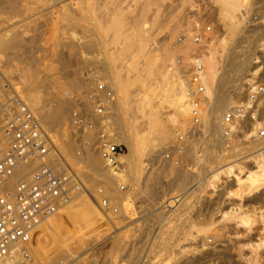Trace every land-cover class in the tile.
I'll use <instances>...</instances> for the list:
<instances>
[{
  "label": "rangeland",
  "instance_id": "obj_1",
  "mask_svg": "<svg viewBox=\"0 0 264 264\" xmlns=\"http://www.w3.org/2000/svg\"><path fill=\"white\" fill-rule=\"evenodd\" d=\"M76 1L78 2L80 0H15V5L18 4L19 8L17 11L14 9L16 7H11V9H8V7H4L2 4L0 6L2 9H4V12H2L3 10L1 11L0 8V34L10 33L11 29L17 30V28V31H19V29L22 31L20 40L25 37V39L22 41L24 42L26 40L24 42L26 46L22 44L20 48L22 49L20 57L24 61H31V63L37 59L34 61L33 65L36 63L34 66H38L39 71L41 72H39L40 77L39 75L37 77L39 83L43 82V80L40 81L41 79H46V72L49 71L48 74H51L52 71L53 73L56 71V73H54L56 75L52 74V76L59 78L57 80L62 81L69 92L72 91L69 94L70 97L75 95L71 98V101L69 100L68 102L66 107L67 111L64 115L65 118L61 121L63 123L60 122L59 125L53 126L50 130V133L52 134L54 132L53 134L55 136H59V134L63 131H67L66 137H68L70 140L72 139L74 146H77L78 139L68 129L70 122V112L75 106L73 105L74 103L76 104L77 102L85 101L87 93L91 91L95 85L93 83V77L90 76L91 73L96 75L97 78H95V80H107V78L101 74L102 65L105 61L104 56H107L106 61L108 60L112 62L114 70L124 75V77L127 78L126 80H128L127 100L125 103L130 110H127L128 115L134 111V97L137 96V93L139 95L141 92L140 90L143 87V84H141V78H143L141 76L143 75V71L141 69L142 62L146 61L148 58L152 59L154 57L153 55L162 54L168 50L167 53L170 52L171 56L174 58L175 65H177L176 63H179V61L182 59L185 61L186 72L184 75L189 79V70L194 65L195 60L199 57V52L194 51L197 47L194 43H191L192 45L189 44L186 47H180L179 45L185 44V42L182 43L184 37H191L194 31L204 29L206 26H210L211 29L205 34L208 39L205 41L207 44L205 42L204 44L207 46L211 45L210 48L217 56L216 57L211 50L212 54L215 56L214 58L216 59V62L218 63H216V66H218V73H222L220 74V77L223 75V77H226L227 75L228 77L222 78L229 81L231 78V81L228 82L229 87L226 88V90L228 92L230 91V94L234 96L233 102L227 106H221L222 112L227 110L229 107H232L233 104L239 102L241 97H243V94H241L243 92L242 89L244 86H246L247 80L249 78L251 79L250 82H253L254 80L264 81L260 78V71L262 67H264V46L260 45L262 39L259 40V38L262 37L264 40V28L261 24V14L257 12L259 0H254L252 7L249 9L240 11V32H238V35L234 37V40H228V46L225 48L222 47L221 40L223 37H225V39L228 37L225 35L227 32V24L223 21L221 15L219 14L216 0H184V2H181L180 0H174L176 3L173 2L172 4L175 3V5L179 7L168 11H165L163 7L158 5L156 2L152 1L151 4L150 1L149 4L151 5L148 4V9L145 10L146 14L143 13L144 19L146 17L145 20H148V17H150L149 21H153V18H156V21L165 20V25L164 23H160V25L158 22H153L152 24L142 23L143 25H141L144 26L142 29L143 34L141 33L142 36L138 37L137 39V43H139L137 44V47H139L141 50L140 52L136 51L137 53L134 52L135 49L138 50L136 45L132 46V50L134 48V51L130 50L129 52L122 53V43L120 46H118V43L121 41L114 42L109 40L110 42H108L107 38H111V36L114 34V32L111 31L112 29L110 30L108 28L110 20L114 17V14L110 10L109 6V3L113 2V0H109V3L108 0H94V3L93 0H82L85 2L81 3L80 1L78 5ZM95 1L96 3L99 2L98 4H100L102 10L100 6L98 8V4H95ZM127 1L128 3H132V1L136 2L137 6L141 5L139 4L140 1H143L144 4L148 3L147 0H120V2L124 4H126ZM164 1L165 2L161 1L162 5L168 3V0ZM68 3H70L71 6L69 5L67 8ZM80 4H82V8H80ZM93 4L96 5L95 9ZM156 4L157 6L155 7ZM89 5L93 7L90 8ZM149 6L150 8H153V11L152 8L149 10ZM61 7H64L63 9L65 10H63ZM78 7L83 11L86 9L83 15L88 8L86 14L87 17L86 15H84V17L80 16V14L82 15V11L80 9L78 10ZM92 10L94 12L93 14ZM108 10H110L109 13ZM11 12L13 13L11 14ZM65 13L67 14L68 18L65 17ZM100 13H102V15H100ZM138 13L140 14L138 7L130 8V11L123 13L122 18H125L126 15L127 17L123 19V21L125 20L124 23L126 25L124 24L121 29H119V33L125 32L124 34L122 33V37L124 36L126 39L129 38L126 36L127 34L129 35V33H131V23H134L135 20L138 19ZM254 14L258 16L257 21H254L252 17ZM128 16L129 21L127 20ZM156 16L164 17L160 18ZM98 17L101 18V22ZM135 17H137V19ZM60 18H65L66 20L63 19L62 23ZM76 19H78V21ZM90 21L92 23H90ZM93 22H95L94 25ZM69 24L74 25L70 26ZM78 24H80V26ZM23 25H27V27H23ZM95 25H100L102 27L101 29L105 30V34L107 35H104L102 38H98V36L95 35L97 38L95 36L93 38V34L95 33L92 34L93 31L90 29H92V27ZM171 25H174L172 29ZM65 27L67 31L65 30ZM85 29L88 31L85 32ZM69 30L70 32H68ZM82 31H84V33ZM89 34H92V36ZM87 38L94 39V41L93 39L92 41L95 42V47L94 43L91 45V40L87 41L89 40ZM95 38L96 40L98 39V41H95ZM32 39H34V42ZM30 40L33 43H30ZM81 40L82 42H80ZM65 41L67 42L64 43ZM99 41L100 43H98ZM26 42H29L30 44ZM89 44L90 46H88ZM101 46L103 49H101ZM192 47L194 49H192ZM115 49H117L116 52ZM109 50L111 52H109ZM172 52H174V54ZM63 53L66 56L63 55ZM112 53L115 55V57L113 60H110L108 54ZM132 54L134 57H131ZM135 54L138 55L136 56ZM143 54L144 56H142ZM29 55H32L31 58ZM61 56H63L62 60H66V58H68V74L67 71L66 73H64L65 71H61ZM18 61L20 60H14L13 62L18 63ZM1 63L2 62H0V70L4 71L5 68L2 65L3 63ZM52 63H57L56 67H54ZM237 64L239 66H237ZM175 65L169 64L168 69H171L173 66L175 67ZM48 67L54 68L56 70L53 69L50 71ZM256 68L259 69L258 73L256 74L257 76L252 75V72ZM64 75L66 76V80H64ZM15 78L17 79L16 76H12L11 80L13 79L12 81L16 83L17 86H19ZM70 83H72L75 87L73 85L70 86ZM237 83H239L238 89H235V86H231L232 84L236 85ZM226 85L227 84H224L222 91L223 89L225 90ZM239 89L240 93L237 95L235 91ZM222 91L220 90V96H222ZM11 95H14V93H10V96ZM132 98L133 101L129 102L128 100H131ZM202 108H205V104L202 106ZM219 112L220 109L218 110V113ZM160 113V118L163 122H174L175 114H173V111L169 109L167 104H162ZM36 116L38 117L37 114ZM137 120L141 121V119ZM191 123L192 122L185 123V125L181 123L178 125V131H175V133L172 132L173 135L171 134L169 139L158 140L154 138L161 133V130L158 127L146 129L147 127L144 125L139 126L138 128H141V132L144 133L141 139L142 142L138 144L139 146L135 148L133 153L134 166L130 167L129 164L127 165L125 163L127 167V174L123 180L126 182V188L120 190L116 181L115 191L117 192V195H112L113 197L111 199V204L116 207L118 206L117 212L107 211V214H103L99 210L98 203L100 196L98 197L97 194V187L100 186L99 183L96 182L93 184V190L83 186L81 183L82 189L79 192L77 191L72 193L73 201L74 203H79L78 201H80V199L78 198V200H76L77 197H79V194H86V197L90 200L92 207L95 208L100 215V224L102 223V225H97L95 229L100 233L98 232V236L95 235L96 238L92 236L90 238L87 237L88 239H84L83 243H80L82 245L84 244L83 247L80 246L81 249L75 246L77 242L75 243V239L72 237H68L63 240L60 239V242L66 241L63 243L68 244L66 245V248H70L69 250L71 253L69 254L68 252L65 254L66 251L62 246L63 248H61L62 251H60V256L59 254L58 256L56 255L57 257L50 254V257L53 256L54 259H52L53 257L51 259H46V256L43 257L44 254L41 252L42 247L45 246L43 239L35 241V243L29 242L28 244L30 245L33 243L31 246H29V251L30 253L32 252V256L35 254L33 259L37 261L36 263L43 264L44 262L55 261L61 258H69L79 255L80 258L84 257L82 258L84 260H86V258L89 259V257L93 258L95 256V258L98 260L97 262L100 261V263H102L103 261L107 260L106 262L108 264H245V258L250 256V254L252 255L254 252L253 254L256 258L255 264H264V221L261 219L264 218V187L261 188L264 185H261V189H258L257 192H246L244 199L240 200L238 197V190L230 183V177H226L225 175L221 177L223 185H218V183H210V179L208 181H203L204 179L199 181H203L202 184L198 182V180L204 176L207 177L210 175L212 169L214 170V168L226 163H241L240 161H243L244 163L240 165L243 167V173L246 172L250 163V161H248L250 156H245L247 153L254 150V148L251 146V149H245L239 151L238 155H232L231 152H233V147L231 146L230 142L226 140V138H222L221 141L219 140V136L217 134H211V132H208L207 134L199 129L198 134L194 135L192 138L186 139L189 143L187 147L185 144V150L183 149L180 153H173L171 160L166 159L164 155L167 149L170 147V144L177 140L179 134L187 133L188 127ZM139 129H136V131H139ZM238 130V127H236V136L232 138V141L234 142H237L236 140H240L239 144L236 146V150L239 149V147H244L245 145L251 144V142H249L251 140L245 139ZM245 141H248V143ZM152 142L156 143L154 148H152ZM119 144L123 146L124 151L126 152L127 150L124 143L119 142ZM94 150L96 149L94 148ZM35 166L36 165H33L30 170ZM59 166L62 170L65 168L74 169L75 167L74 165V167L70 168L65 164H60ZM16 179V181L12 180V182L16 183L21 178L18 179L17 177ZM155 181L156 184L154 186H156V188L153 186V190L155 191L150 194L146 189L147 185H150V183L152 184V182ZM15 183H13L12 186H14ZM252 194H256L255 197ZM174 197L178 200L175 207L165 212L158 210L159 206L163 202L172 200ZM75 206L77 205H73L72 207ZM242 217L249 219V223H243L241 221ZM114 232L117 233L115 234ZM117 235H120V237L122 236V238L117 237ZM112 236L116 237L114 238ZM37 242H41V244H38ZM255 243L258 245V247ZM149 244L151 245L149 246ZM33 245L36 247H32ZM189 245H191L192 248L189 250H184L183 247H187ZM88 246L92 247L89 248ZM39 247L40 251H38L39 249H36Z\"/></svg>",
  "mask_w": 264,
  "mask_h": 264
},
{
  "label": "bare ground",
  "instance_id": "obj_2",
  "mask_svg": "<svg viewBox=\"0 0 264 264\" xmlns=\"http://www.w3.org/2000/svg\"><path fill=\"white\" fill-rule=\"evenodd\" d=\"M80 1H81V3L85 2L82 0H80ZM80 1H78V2L76 1L77 5H78V3H80ZM96 1H102V0H96ZM96 1H95V4H98L99 2L96 3ZM147 1H148V3L146 2L147 4H144L143 1H140L139 4H141V5L137 6V3L133 2V1H132V3H128V1H127V3L125 2L126 4H124V3L120 2V0L119 1L113 0V2H110V3L108 0L110 10L114 14V17L110 20V24H109L108 28L110 30L112 29L111 31H113L114 34H113V36H111V38H107V39H108V42H110L109 40L114 41V42L115 41H121L120 43H118L119 44L118 46H120L122 43V46H121V52L122 53L129 52L130 50H132V46H134V45H136V47H137V44H139V43H137V39H138V37H141L143 34L142 29L144 26H142V25L144 23L145 24L146 23L152 24L153 22H158V24H160V23L165 22V20L156 21V18H153V21L150 20L151 21L150 22L149 21L150 17H148V20H145L146 17L144 19L143 13H145V10L148 9V4L150 3V1H151V4L153 1V2H156L158 5H161V7H163V9L165 11L166 10L167 11L172 10V9L174 10L175 8L179 7V6L175 5L176 2L174 0H168V3L166 2L167 4H164V5H162V3H161V1L165 2L164 0H147ZM180 1L184 2V0L183 1L180 0ZM216 1H217L218 9H219V14L221 15V18L223 19V21L226 22V24H227V26H226L227 32L225 35H227L228 37H227V39H225V37H223V39L221 40V42H222L221 45L223 48H225L228 46V40H234V37H236V35H238V32H240L239 31L240 30L239 24L241 22L240 11L241 10L245 11V9L247 10L250 7H252L254 0H216ZM58 2H60V1H58ZM173 2H175V3L172 4ZM17 3H19V2H17ZM93 3H94V0H93ZM105 3H107V2H105ZM180 3H177V4H180ZM1 4L4 7H8V9L9 8L11 9V7H13V8L16 7V8H14V9H16L15 11H17V9H19L18 4L15 5V0H0V6H1ZM151 4H149V5H151ZM157 4L155 5V7L157 6ZM69 5H70V3H68L67 8L69 7ZM81 5L82 4H80V6ZM83 5H86V4H83ZM102 5H103V3H102ZM62 6H64V5H62ZM95 6L96 5H94V9H95ZM99 6H100V4H98V8H99ZM50 7H52V6H50ZM54 7H56V6H54ZM92 7L90 6V8H92ZM137 7L139 9L140 14L138 13L139 14L138 19H137V17H135L137 20H135L134 23L129 22L132 24L130 26L131 33H129V35L127 34V36L126 35L125 36L129 37L130 39L129 38L126 39L124 36L123 37L121 36L123 32L119 33V29H121V27L125 24L124 23L125 20L123 21V19H125L127 17V15H126L125 18H122L123 13L126 11H130V8H137ZM61 8L63 9L64 7H61ZM70 8H72V7H70ZM80 8H82V6ZM80 8L78 7V10ZM100 8L102 10L101 6H100ZM104 8H106V7H104ZM151 8L149 6V10ZM257 8H258L257 12H259L261 14L260 15L262 17L261 24L264 28V4L257 6ZM63 10H65V9H63ZM110 10H108V13L110 12ZM1 11L4 12V9L1 8ZM10 11H12V10H10ZM73 11H74V9H73ZM81 11H82V15L80 14V16L84 17V15L87 14L88 8H87V11L85 12L84 15H83L84 11L83 10H81ZM135 11H136V9H135ZM152 11H153V8H152ZM154 11H155V9H154ZM6 13H5V15H6ZM12 13L13 12H11V14ZM66 13L64 14V15H66L65 17H67ZM93 13L94 12L92 10V14ZM100 15H102V13H100ZM133 15H131V16H133ZM86 17H87V15H86ZM100 17H98V18L100 19V22H101ZM111 17H112V14H111ZM156 17H160V16H156ZM162 17H164V16H162ZM162 17H160V18H162ZM60 19L62 22V20L65 18H63V19L60 18ZM128 19H129V16H128L127 20ZM76 20L78 21V19H76ZM71 21H73V20H71ZM128 21H127V23H128ZM133 21H134V19H133ZM186 21H187V19H186ZM90 23H92V22L90 21ZM94 23L95 22H93V25H94ZM176 23H177V21H176ZM22 24H24V23H22ZM105 24H103V25H105ZM67 25H68V23H67ZM73 25H70V26H73ZM78 25L80 26V24H78ZM164 25H165V23H164ZM164 25H162V26H164ZM176 25H178V24H176ZM24 26L27 27V25H23V27ZM173 26L171 25V29ZM157 27H158V25H157ZM70 28H67V29H70ZM90 28H91V26H90ZM101 28L102 27L100 25H95L92 27V29H90L93 31L92 34L95 33V34H93V38L95 35L98 36V38H102V37H104V35H107V34H105V30H102ZM125 28H123V29L126 30ZM17 30H18V28H17ZM17 30L11 29L10 33L0 34V62L3 63V64L2 63L1 64L5 68L4 71L0 70V75H1L0 79H1L2 85L4 87L3 88V95L4 96H10V93H14V96L18 100H22L33 113L35 112L38 115V119L40 120L42 127L48 136L50 149L52 148L46 156L47 162L52 167H57L60 164H62V165L65 164L71 168V167H74V165H75L74 169L73 168H71V169H73L72 171H74V173L78 176L79 183L80 184L82 183L83 186H86L87 188H89L91 190H93V184L94 183H96V182L99 183L100 187L103 190L102 195L109 202V208L107 209V211L111 212L110 210L113 208V206L111 204V202H112L111 199L113 197L112 195L113 194L117 195L116 194L117 192L115 191L116 179L111 175L109 170L104 165V162L101 159L98 151L94 150V148H93L94 134L92 132H89L87 135H83V139L78 140L77 146L76 145L74 146L72 139L70 140V139H68V137H66L67 131H63L60 134L58 133L59 136H57V135L55 136L53 134L54 132L52 134L50 133L51 128L53 126L59 125L60 122L65 118L64 115H65V112L67 111L66 107L68 105V102H69V100L71 101V98L75 95L70 97L69 94L72 91L69 92V90L66 89L67 87H65V84H63L62 81L57 80L59 78L52 76V74L56 73V71H54V73L52 71L54 68L48 67L49 70L52 71V73L48 74L49 71L46 72V75H47L45 77L46 79L45 80L41 79L40 81L43 80V82L39 83L37 77H38L40 71H39L38 66L37 67L34 66L36 63L33 65L34 61L37 59H35L33 61V63H31V61L30 62H27V60L24 61L20 57V54L22 52V49H20V48H21L22 44H24L26 46V44L24 43L26 40L24 42L22 41L23 39H25V37H23V39L21 37L22 40H20V36H21L22 31H20V29H19V31H17ZM65 30H66V27H65ZM70 30H72V29H70ZM70 30L68 32H70ZM128 30H129V28H128ZM201 30L203 31L204 29H201ZM23 31H24V29H23ZM86 31H88V30L85 29V32ZM4 32H6V31H4ZM82 32L84 33V31H82ZM73 33H74V31H73ZM92 34H89V35L92 36ZM71 35H73V34H71ZM168 36H169V34H168ZM33 38H35V37H33ZM93 38H87L89 40H87V39L86 40L92 41ZM96 38H95V41H98V39L96 40ZM73 39H74V37H73ZM207 39L206 40L203 39V41L205 42V41H207ZM260 39H262V41L260 42V45L264 46L263 38L261 37V38H259V40ZM33 40L34 39H32V41ZM32 41L30 40V43ZM93 41H94V39H93ZM93 41H92L91 45H93V43H94V47H95V42H93ZM58 42H56V43H58ZM66 42L67 41H65L64 43H66ZM80 42H82V40ZM184 42H185V44H181L179 46L180 47H186L189 44L192 45L191 43H194L197 46V47L195 46L196 48L194 50L196 52H199L198 53L199 57L196 59V62L200 63L202 66L201 82H202L204 89H205V91L203 93V97H202V106H204V104H205V108L203 109L201 106V108H202L200 111L201 122L198 125V128L207 134H208V132H211V134H217L219 136V140H221L222 138H224L222 135V129L223 128L221 125L222 113L224 111L222 112L221 106L229 105L230 103L233 102V98H234V96H232V94H230V91L228 92L226 90V88L229 87L228 82L231 81V78L229 81V80L223 79V78L228 77L227 75H226V77H223L224 75L220 77V74H222V73H220V72L218 73V68H217L218 66H216L217 62H216V59L214 58L216 56V54L210 48V46H211L210 44H209L210 46H207L203 42L201 45H198L192 40V36L185 38L182 43H184ZM26 43L30 44L29 42H26ZM64 43H63V45H64ZM83 43H85V42H83ZM98 43H100V41ZM28 44H27V46H28ZM88 46H90V44ZM67 47H66V49H67ZM98 47H100V46H98ZM42 48H44V47H42ZM137 48H138V50L135 49V51H134V48H133L132 51L140 52L141 49L139 47H137ZM101 49H103V47ZM186 49H188V48H186ZM192 49H194V48L192 47ZM211 50L213 51L215 56L212 54ZM68 51H69V49H68ZM116 51H117V49H115V52ZM167 51L168 50H166V52L165 53L163 52L162 54H156L155 53L156 55H153L154 57L152 56L153 57L152 59L148 58V59H146V61L142 62V66H141L142 68L140 67L143 71V75H141L143 77V78H141V80H142L141 84H143L142 86L144 88L141 86L142 87V89L140 90L141 92L139 93V95L137 93V96L134 97V104H133L134 105V111L131 110L132 112L130 115H128V113H127V110H129V109H128V106H126V104H125L126 100H127V85H128V80H126L127 78L124 77V75L118 73V71L114 70V68H113L114 66H113L112 62H110L108 60L106 61L107 56H104L105 57L104 62L102 61L104 59L101 60L103 62V65L101 64L102 65V73L101 74H103L104 77L107 78V80L105 81L106 85L108 87H110L114 93V101L112 103L111 113L109 115V122H110L109 131L111 133V140L114 142H117V143H119V142L124 143L127 151L122 154L121 159L127 165L129 164L130 167L134 166L133 153L135 151V148H137L139 146L138 144L140 142H142L141 139H142V136L144 133V132L143 133L141 132V130H140L141 128L140 129L138 128L139 126L144 125L147 127V128L145 127L146 129L158 127L161 130V133L154 138L157 140L158 139H169L172 132L175 133V131H178V129H179L178 125H180L181 123H183V125H185V123H189L192 121L193 92H192V86L189 83V79L184 75V73L186 72V67H185L186 63L182 59L181 61H179V63L177 61H175V62H177L176 63L177 65H175L174 64V58L171 56L170 52L167 53ZM73 52H70V53H73ZM109 52H111V51L109 50ZM134 52H131V53H134ZM100 53H101V51H100ZM172 53L174 54V52H172ZM63 55H65V54L63 53ZM31 56H30V58H31ZM132 56L134 57L133 54L131 55V57ZM142 56H144V54ZM3 57H4V59H3ZM67 57H69V56H67ZM108 57L110 58V60H113L115 55L113 53L108 54ZM62 58H63V56H61V63H60L61 64V66H60L61 71H63V72L65 71L64 73H66V71L69 69L68 68L69 62L67 61L68 58H66V60L65 59L62 60ZM14 60H20V61H18V63L17 62L14 63L13 62ZM32 60H33V57H32ZM62 61H63V64H62ZM140 63H141V61H140ZM40 64H41V62H40ZM169 64L175 65V67L173 66L171 69H168ZM52 65H54V67H56L57 63L56 64L52 63ZM52 65H50V66H52ZM84 66H85V64H84ZM233 66H234V64H233ZM237 66H239V65L237 64ZM136 67H137V65H136ZM43 68H44V66H43ZM48 68H46V69H48ZM140 68H138V69H140ZM54 70H56V69H54ZM258 70L259 69L256 68L252 72L253 73L252 75H256L258 73ZM68 71H67V74H68ZM260 73H261L260 78L262 80H264V67H262ZM54 75H56V74H54ZM12 76L17 77V79L16 78L15 79L17 80V83L19 84V86H17V84L12 81L13 79L11 80ZM90 76L93 77L92 78L94 81L93 83L95 84V81H97V80H95V78H97L96 75L94 73H91ZM39 77H40V75H39ZM64 80H66V76H65ZM250 80L251 79L249 78L247 80V82H250ZM224 84H227V85L225 86V90L223 89V91H222V88H224ZM72 85L73 84L70 83V86H72ZM231 86H235V89H238L239 83H237L236 85L232 84ZM138 89H140V88H138ZM220 90L222 91V96L219 95ZM75 91H77V90H75ZM239 91H240V89L235 91L237 95H238V93H240ZM138 92H139V90H138ZM20 94H21V96H20ZM128 101L129 102L133 101V98L131 100H128ZM48 103H50V104H48ZM82 103L84 104V106L90 107L91 102L89 101L88 97H86L85 101H83ZM163 103L167 104L169 109L173 111V114H175V119H174L173 123H169L166 121L163 122L162 119L160 118V116H161L160 110H161ZM69 104H71V103H69ZM128 104H130V103H128ZM73 105H75V103ZM233 105H235V104H233ZM219 109H220V112L218 113ZM137 119H141V121H138ZM61 123H63V122H61ZM175 125H177V126H175ZM248 125L254 131L258 126V122H250V123H248ZM144 126H142V127H144ZM136 129H139V131H136ZM60 130H62V129H60ZM56 133H57V131H56ZM68 133H70V132H68ZM149 135H150V133H149ZM232 140L233 139H229V141H228V142H230L231 146L233 147V152H231L232 155H238L239 151H242L245 149H251L250 148L251 146L254 148V150L247 153V155L245 156V157L250 156L249 157L250 159L248 160V161H250V163L248 165V169L246 170V172L243 173V169H242L243 167L240 165V164L244 163L243 161H240L241 163H226L224 165H220V166L214 168V170L212 169L210 175H208L207 177L204 176L203 178L199 179L198 182L203 180V179H204L203 181H205V180L208 181L210 179V181H209L210 183H218V185L219 184L223 185L222 184L223 181L221 180L222 179L221 177L223 175H225L226 177H230V181H231L230 183L238 190L239 199L243 200L246 192H249V191L257 192L258 189H261L264 187V186L261 187V185H264V138L263 139H256V138L252 139L251 141H249V142H251L250 145H245L244 147H239V149H237V150H236V146L239 144L240 140H236L237 142H234ZM245 142L248 143V141H245ZM188 143L189 142L186 140L185 141L186 147L188 146ZM155 146H156V143L152 142V148H154ZM186 147L184 146V150ZM218 158H220V157H218ZM198 159H197V161H198ZM37 164H38L37 162H31V163L20 164L18 167H16L14 174L3 185L0 186V193H2L3 191H5L7 189H12V187H13L12 185H13V183H15V182H12V180L16 181L17 177H18V179L24 178L30 172V168L33 165H37ZM202 182H199V183L202 184ZM155 184H156V181L152 182V184L150 183V185H147L146 189L150 194H152L153 191H155V190H153V186ZM82 185H81V189H82ZM154 187L156 188V186H154ZM80 194H79V197H77V199H76V200H78V198L80 199V201H78L79 203H74L73 196L71 193V200L66 202L65 204H63L56 213L45 218L40 224H38L35 227L34 231L32 232L30 240L28 241V243L29 242L35 243V241H39L40 239H43L44 242L43 241L42 242L45 244V246H43V247L41 246L42 247L41 252H43L42 254H44L43 257L46 256L45 257L46 259H51L53 257V256L50 257V254L54 255V256H56V255L58 256V254H59V256H60V251H62L61 248H63V247H64L63 249H65V251H66L65 254H67L68 252H69V254L71 253V251L69 250L70 248H66V245H68V244H64L66 241L65 242L63 241L64 242L63 243V242H60V239L63 240L65 238L72 237L75 239V243L76 242L79 243V244L76 243L79 246H77L76 244H75V246L80 248V246L83 247V245H84V244L83 245L80 244V243H83L84 239H88L92 236H94L96 238V236H98L99 231H97L95 229H96L97 225H100V226L102 225V223L100 224V221H101L100 215L98 214V211H96V209L92 207L90 200L86 197V194L85 193H80ZM255 195H253V196L255 197ZM98 197H99V194H98ZM73 205H77V206L72 207ZM98 206H99V203H98ZM117 208H118V206H117ZM99 210L103 214H107V211L104 212L100 207H99ZM226 213H229V212H226ZM261 219H262V221H264V218H261ZM241 221L245 224L249 223L248 222L249 219H245L244 217L241 218ZM100 226H98V227H100ZM105 237H106V235H105ZM112 237H114V236H112ZM117 237H120V235H117ZM120 238H122V236ZM28 243H27V248L30 250L29 246H31L33 243L31 245ZM37 243L41 244V242H37ZM34 245H37V244H34ZM34 245L32 247H34ZM150 245L151 244H149V246ZM256 246L258 247L257 244H256ZM91 247H89V248H91ZM183 248H184V250H189L192 247H191V245H189V246L183 247ZM36 249H39L38 251H40V247L36 248ZM253 253H252V255L250 254V256H247L245 258L246 259L245 264H255L256 258H255ZM34 256H35V254H33L32 258H34ZM73 257L83 261L85 264H108L106 262L107 260L103 261L102 263H100V261L97 262L98 260L95 258V256L94 257L92 256L93 258L89 257V259L86 258V260L82 259L84 257L80 258L79 255H76ZM52 259H54V257ZM34 262L36 264L37 261L34 260Z\"/></svg>",
  "mask_w": 264,
  "mask_h": 264
},
{
  "label": "built area",
  "instance_id": "obj_3",
  "mask_svg": "<svg viewBox=\"0 0 264 264\" xmlns=\"http://www.w3.org/2000/svg\"><path fill=\"white\" fill-rule=\"evenodd\" d=\"M262 4L264 0H259L258 6ZM252 17L257 21L256 14ZM210 29V26H206L203 31H194L192 40L201 45L203 39H207L205 33ZM201 72L202 66L195 60L188 73L193 92L192 123L187 133L179 134L177 140L170 144L164 155L166 159L171 160L173 153H180L184 149L186 138L198 134L205 91ZM3 88L0 79V186L14 174L20 164H38L27 176L18 180L12 189L0 193V264H35L27 248L32 232L45 218L70 201L71 193L79 191L81 184L71 169L62 170L60 166L52 167L47 162L50 144L40 120L22 100H18L14 95L4 96ZM242 91L243 97L239 102L222 114V135L229 141L236 136L235 128L238 127L245 139H263L264 81L247 82ZM87 97L91 102V110L82 102H77L70 112L68 127L78 140L83 139V135L89 132L94 134L93 148L98 151L120 190H123L126 188L123 178L127 174V167L121 157L125 151L121 144L111 140L109 131V115L114 93L105 81L97 80ZM250 122H258L254 131L248 125ZM97 193L100 196L99 207L106 212L109 202L102 195L100 186L97 187ZM177 202L174 197L163 202L158 210L168 211L175 207ZM112 206L110 211L117 212L118 208ZM43 264L85 263L77 258L67 257Z\"/></svg>",
  "mask_w": 264,
  "mask_h": 264
}]
</instances>
